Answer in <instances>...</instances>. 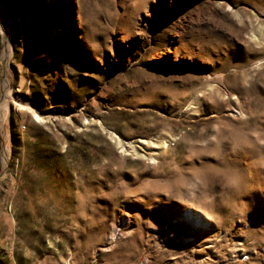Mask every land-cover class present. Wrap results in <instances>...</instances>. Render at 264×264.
<instances>
[{
  "label": "rangeland",
  "instance_id": "obj_1",
  "mask_svg": "<svg viewBox=\"0 0 264 264\" xmlns=\"http://www.w3.org/2000/svg\"><path fill=\"white\" fill-rule=\"evenodd\" d=\"M0 264H264V0H0Z\"/></svg>",
  "mask_w": 264,
  "mask_h": 264
},
{
  "label": "bare ground",
  "instance_id": "obj_2",
  "mask_svg": "<svg viewBox=\"0 0 264 264\" xmlns=\"http://www.w3.org/2000/svg\"><path fill=\"white\" fill-rule=\"evenodd\" d=\"M184 218L186 219L187 222L189 221V222L196 224L198 226L203 227V225H204V217H203V215H201L198 212H196V213L189 212V214L187 213L184 215Z\"/></svg>",
  "mask_w": 264,
  "mask_h": 264
}]
</instances>
